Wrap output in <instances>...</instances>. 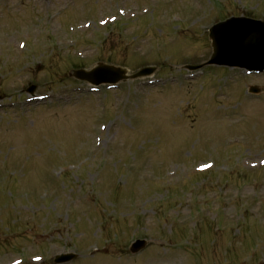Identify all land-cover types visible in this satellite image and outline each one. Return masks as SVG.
Here are the masks:
<instances>
[{"label": "rangeland", "instance_id": "obj_1", "mask_svg": "<svg viewBox=\"0 0 264 264\" xmlns=\"http://www.w3.org/2000/svg\"><path fill=\"white\" fill-rule=\"evenodd\" d=\"M249 13L264 0H0V264H264V73L183 69ZM97 62L158 71L93 90L67 74Z\"/></svg>", "mask_w": 264, "mask_h": 264}, {"label": "water", "instance_id": "obj_2", "mask_svg": "<svg viewBox=\"0 0 264 264\" xmlns=\"http://www.w3.org/2000/svg\"><path fill=\"white\" fill-rule=\"evenodd\" d=\"M210 38L214 54L208 63H228L238 65L242 58L257 57L264 59V24H257L249 20L230 19L211 29ZM151 69L142 70L133 77L150 73ZM124 70L109 65L99 64L92 71L74 70L72 75L79 79H87L94 84L100 82L116 81L123 78ZM253 91L257 89L252 88ZM138 242L133 252L143 247ZM69 259L64 258L63 261Z\"/></svg>", "mask_w": 264, "mask_h": 264}]
</instances>
